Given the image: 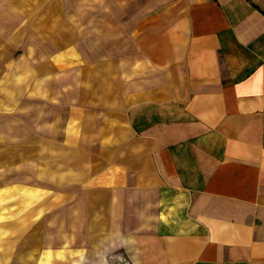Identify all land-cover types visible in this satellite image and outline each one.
Listing matches in <instances>:
<instances>
[{
    "label": "crops",
    "instance_id": "crops-1",
    "mask_svg": "<svg viewBox=\"0 0 264 264\" xmlns=\"http://www.w3.org/2000/svg\"><path fill=\"white\" fill-rule=\"evenodd\" d=\"M123 4L139 9L123 14L127 43L100 54L146 58L116 109L107 98L96 159L132 218L127 264H264V0ZM68 18L51 45L98 55Z\"/></svg>",
    "mask_w": 264,
    "mask_h": 264
},
{
    "label": "rangeland",
    "instance_id": "rangeland-1",
    "mask_svg": "<svg viewBox=\"0 0 264 264\" xmlns=\"http://www.w3.org/2000/svg\"><path fill=\"white\" fill-rule=\"evenodd\" d=\"M124 1L0 0V264L128 263L132 218L113 206L96 159L107 98L116 109L145 57L100 54L127 43L123 14L139 9ZM63 15L81 51L98 55L51 45ZM49 251L64 256L46 260Z\"/></svg>",
    "mask_w": 264,
    "mask_h": 264
},
{
    "label": "bare ground",
    "instance_id": "bare-ground-1",
    "mask_svg": "<svg viewBox=\"0 0 264 264\" xmlns=\"http://www.w3.org/2000/svg\"><path fill=\"white\" fill-rule=\"evenodd\" d=\"M27 195L30 196L31 195V192L30 190H27ZM46 260H50V259H56V258H59V257H63L64 256V253L63 252H57V253H51L50 251L46 253ZM78 264V263H76Z\"/></svg>",
    "mask_w": 264,
    "mask_h": 264
}]
</instances>
